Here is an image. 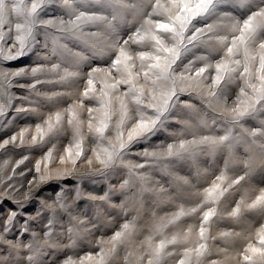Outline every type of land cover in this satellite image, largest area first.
<instances>
[{
    "label": "snow or ice",
    "instance_id": "snow-or-ice-1",
    "mask_svg": "<svg viewBox=\"0 0 264 264\" xmlns=\"http://www.w3.org/2000/svg\"><path fill=\"white\" fill-rule=\"evenodd\" d=\"M0 264H264V0H0Z\"/></svg>",
    "mask_w": 264,
    "mask_h": 264
},
{
    "label": "rangeland",
    "instance_id": "rangeland-1",
    "mask_svg": "<svg viewBox=\"0 0 264 264\" xmlns=\"http://www.w3.org/2000/svg\"><path fill=\"white\" fill-rule=\"evenodd\" d=\"M63 143H67V141L65 140V141H63ZM61 151H62V147H61ZM35 155H40V153H36ZM81 167H83V165H81ZM189 222H191V221H189Z\"/></svg>",
    "mask_w": 264,
    "mask_h": 264
}]
</instances>
